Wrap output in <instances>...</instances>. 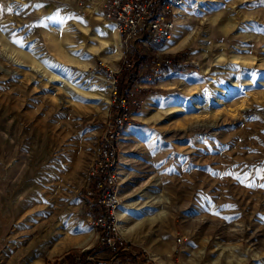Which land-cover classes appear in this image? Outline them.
Returning <instances> with one entry per match:
<instances>
[{
	"label": "rangeland",
	"instance_id": "rangeland-1",
	"mask_svg": "<svg viewBox=\"0 0 264 264\" xmlns=\"http://www.w3.org/2000/svg\"><path fill=\"white\" fill-rule=\"evenodd\" d=\"M104 1L0 0V264L110 257L82 195L110 111L88 71L121 55ZM162 51L192 69L126 90L123 248L148 264H264V0H187Z\"/></svg>",
	"mask_w": 264,
	"mask_h": 264
},
{
	"label": "built area",
	"instance_id": "built-area-1",
	"mask_svg": "<svg viewBox=\"0 0 264 264\" xmlns=\"http://www.w3.org/2000/svg\"><path fill=\"white\" fill-rule=\"evenodd\" d=\"M186 2L187 0H105L102 5L104 19L114 27L121 55L116 68L97 61L88 71L89 76H99L107 88L110 111L99 139L98 156L89 171V186L83 191V207L89 212L96 204L105 210V215L93 220V224L103 230L100 244L111 253L116 254L125 245L116 227L118 216H115L120 205L119 145L124 130L131 123V106L138 105L134 95L130 102L127 98H118V78L120 74L132 76L144 58L142 52L150 53L151 64L141 65L143 71L148 69L150 72L141 76L130 89L152 82L155 75L164 76L163 66H182L159 50L174 34ZM150 76L153 78L150 79ZM138 92L140 93L137 89Z\"/></svg>",
	"mask_w": 264,
	"mask_h": 264
},
{
	"label": "trees",
	"instance_id": "trees-1",
	"mask_svg": "<svg viewBox=\"0 0 264 264\" xmlns=\"http://www.w3.org/2000/svg\"><path fill=\"white\" fill-rule=\"evenodd\" d=\"M186 57H187V51L177 55L178 59H185ZM151 61H152V58L150 56V53H146V55H144L143 60L141 61V64L137 66V68L135 69L131 77L128 74L119 75V78H118V98L119 99L127 98V100H129L130 102L131 98L127 96L126 90L130 89L141 78V76L148 74L149 70L147 69L143 71L141 65L144 63L151 64ZM162 68L163 70H166V67H162ZM191 69L192 67L190 66L175 67L174 72L185 73L186 71H189ZM139 73H141V75H139ZM145 93H148V91H146ZM145 93H143V95H145ZM112 113H113V110H111V114ZM89 213L91 214L93 220H97V218L100 215L101 216L105 215V210L98 207L95 204L93 205ZM97 230L99 233V237L101 238L103 235V230L101 228H97ZM104 250L107 251L108 254L110 255L109 259L111 257H114L112 261H110L109 259H98V258H95L94 260L90 261L86 258L87 256L84 253H80L79 251H75V254L78 256V259L76 260L77 263H75L76 261H74V259L71 258L69 255L65 256V261L68 264H141V263L148 264V262L146 261L145 258L142 257V255L140 254L132 255L131 253L127 252L124 248H119L116 254L111 253V251L108 250L107 248H104ZM91 253H94V252L91 251L89 254Z\"/></svg>",
	"mask_w": 264,
	"mask_h": 264
},
{
	"label": "bare ground",
	"instance_id": "bare-ground-1",
	"mask_svg": "<svg viewBox=\"0 0 264 264\" xmlns=\"http://www.w3.org/2000/svg\"><path fill=\"white\" fill-rule=\"evenodd\" d=\"M93 8H95V10L97 11L98 10V5L97 4H93ZM115 39L117 40V37H116V35H115ZM171 46V45H170ZM169 48V47H168ZM4 51H5V49H3ZM6 52V51H5ZM13 62H15L17 65H21L22 63L21 62H19L16 58H14L11 54H9V55H7ZM106 64V63H105ZM31 67V69L32 70H34L35 72H38L39 74H41L42 76H44V72H42L39 68H37V67H34V66H30ZM52 67V66H51ZM90 77H93V76H90ZM96 77H99V76H95V77H93V78H96ZM53 77H48L47 78V80L48 81H50L51 79H52ZM100 78V77H99ZM102 81V80H101ZM198 102V101H197ZM196 105V104H195ZM128 135V133H125L124 134V136H127ZM15 201V200H14ZM125 213H121V212H118L117 213V216H118V223H119V227H120V229H121V233H125L126 232V230H125V227L123 226V224H124V222H126V221H123L124 219H123V217H125V215H124ZM13 215H14V213H13V211H12V209L8 212V214H6L5 216H3V218L5 219V217H6V219L7 220H10L12 217H13ZM17 215V214H16ZM39 219V218H38ZM19 221V220H18ZM50 223V222H49ZM54 223V222H53ZM54 225V224H53ZM44 226V225H43ZM24 227V226H23ZM118 227V226H117ZM132 228V227H131ZM28 229V228H27ZM20 230H21V227H20ZM26 230V229H25ZM22 232V231H21ZM20 232V233H21ZM38 232V231H37ZM49 232V231H48ZM34 233V232H33ZM126 234H128V232L126 233ZM125 234V235H126ZM123 235V234H122ZM40 236V235H39ZM38 236V237H39ZM41 238V237H40ZM39 238V239H40ZM126 238V237H125ZM38 241V240H37ZM34 242V241H33ZM46 245L44 246V247H42L41 248V251H43L44 249H46ZM40 250V249H39ZM203 255V254H202ZM227 255V254H226ZM252 256V255H251ZM254 257V256H253ZM246 260V259H245Z\"/></svg>",
	"mask_w": 264,
	"mask_h": 264
},
{
	"label": "crops",
	"instance_id": "crops-1",
	"mask_svg": "<svg viewBox=\"0 0 264 264\" xmlns=\"http://www.w3.org/2000/svg\"><path fill=\"white\" fill-rule=\"evenodd\" d=\"M162 52L165 54V53L168 52V51H162ZM116 55H117V54H116ZM174 60H175L176 62L184 61V62H182L183 65L186 64V63H185L186 60H181V59H178V58H177V59H174ZM180 63H181V62H180ZM182 63H181V65H182ZM163 67H164V66H163ZM181 67H183V66H181ZM172 69L174 70V68H172V67H166V70H164V71L169 72V70H172ZM163 80H164L163 82L166 81L165 79H163ZM163 86H164V85H163ZM149 88H150V89H153V90L156 89V88H153V87H149ZM157 90H158V91H157ZM163 90H165V87H161L160 89L157 88V89L155 90V92L157 93V92H160V91H161V93H162ZM143 91H144V90H141L140 93H139L138 95H140ZM145 92H146V91H145ZM145 92H143V93H145ZM143 93H142V94H143ZM135 98H136V97H135ZM132 103H133V102H132ZM134 106L136 107V106H138V105H132V106H131V109H132ZM135 114H136V113H132V117H133V116L135 117V116H136ZM131 123H132V122H131ZM130 125H131V124H130ZM130 125H129V127L126 128V130L128 131V132H127L128 134H129V132H130ZM129 135H130V134H129Z\"/></svg>",
	"mask_w": 264,
	"mask_h": 264
},
{
	"label": "snow or ice",
	"instance_id": "snow-or-ice-1",
	"mask_svg": "<svg viewBox=\"0 0 264 264\" xmlns=\"http://www.w3.org/2000/svg\"><path fill=\"white\" fill-rule=\"evenodd\" d=\"M262 187H264V185H262Z\"/></svg>",
	"mask_w": 264,
	"mask_h": 264
}]
</instances>
